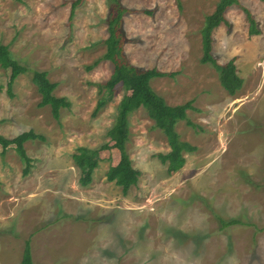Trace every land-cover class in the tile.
Segmentation results:
<instances>
[{
  "label": "rangeland",
  "instance_id": "1",
  "mask_svg": "<svg viewBox=\"0 0 264 264\" xmlns=\"http://www.w3.org/2000/svg\"><path fill=\"white\" fill-rule=\"evenodd\" d=\"M72 1L0 0V44L28 68L8 89L0 67V134L41 136L25 143L27 175L15 149L2 154L0 146V264H23L26 245L32 264H264V1L238 0L212 33L213 56L236 58L243 80L230 95L201 62V30L220 0H120L126 56L174 73L151 87L171 106L193 102L187 118L198 127L177 123L180 140L197 151L169 174L158 158L170 151L165 134L144 108L131 113L126 149L141 175L126 195L107 180L115 149L101 150L91 183H79L73 155L110 144L127 93L117 87L94 115L113 73L105 60L90 69L106 52L110 4L83 0L70 19ZM33 70L70 103L59 120L40 105ZM230 220L242 224L223 225Z\"/></svg>",
  "mask_w": 264,
  "mask_h": 264
},
{
  "label": "trees",
  "instance_id": "2",
  "mask_svg": "<svg viewBox=\"0 0 264 264\" xmlns=\"http://www.w3.org/2000/svg\"><path fill=\"white\" fill-rule=\"evenodd\" d=\"M21 1V0H17ZM110 4L109 17L107 19L109 36L104 40L106 52L99 60L95 61L90 69L94 68L101 61H109L113 64V73L109 80L101 84L102 96L99 99L94 111V115L102 109L113 98L117 87H123L126 91L125 97L120 101L118 114L114 127L109 130L110 144H105L102 148L90 150L80 147L77 153L73 155L75 164L80 169L82 176L79 180L81 186H87L92 181V174L99 163V153L101 150L115 149L119 153V161L107 173V180L115 182L122 187L126 195L128 190L138 184L141 172L137 170L132 163L131 157L127 152L126 146L130 137L129 116L139 108H144L149 117L154 121V126L159 128L165 134L170 151L166 154H158L159 160L167 164L168 173L179 171L185 164L184 153L197 151V147L187 142H182L176 131V125L179 121H185L192 128H198L196 124L187 118L188 110H195L193 102L171 106L165 99L157 94L151 87L150 81L154 78L173 77L174 73H166L153 69H142L133 65L124 51L126 38L122 31V21L128 9L125 8L120 0H108ZM264 1V0H263ZM83 3V0H73L71 2L70 19L75 14L76 9ZM238 4V0H220L215 11L205 17L204 26L201 30L203 57L202 63H209L216 70L221 86L230 94L235 95L243 85V80L237 74L236 58L231 59L225 64H221L212 54V33L223 22L226 23V12L233 5ZM248 16L251 34L258 33L256 21L250 11L244 8ZM151 14L150 11H145ZM0 67L9 72L8 89L17 77L28 68L22 66L12 56L9 46L0 44ZM34 74L33 82L37 85L42 95L41 106L49 105L52 115L55 119H60V110L68 108L70 103L64 97H55L53 90L55 84L48 82L44 77V72L39 70L31 71ZM41 136L34 130L23 132L16 137L7 138L0 134V146L2 154H5L9 148H14L19 158L24 164V175H27L31 167V158L27 155L25 143L36 140ZM233 224H242L239 220L223 221L224 226ZM23 264H32V256L29 245H26L23 254Z\"/></svg>",
  "mask_w": 264,
  "mask_h": 264
}]
</instances>
